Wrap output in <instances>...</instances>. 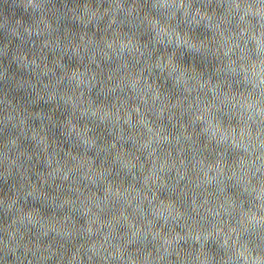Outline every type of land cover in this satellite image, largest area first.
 Returning a JSON list of instances; mask_svg holds the SVG:
<instances>
[{
	"label": "clouds",
	"instance_id": "1",
	"mask_svg": "<svg viewBox=\"0 0 264 264\" xmlns=\"http://www.w3.org/2000/svg\"><path fill=\"white\" fill-rule=\"evenodd\" d=\"M0 264H264V0H0Z\"/></svg>",
	"mask_w": 264,
	"mask_h": 264
}]
</instances>
